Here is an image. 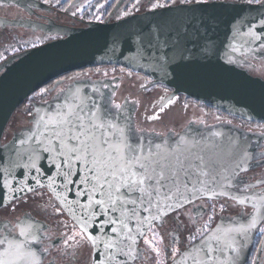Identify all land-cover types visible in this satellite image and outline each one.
I'll return each instance as SVG.
<instances>
[{"label":"water","instance_id":"1","mask_svg":"<svg viewBox=\"0 0 264 264\" xmlns=\"http://www.w3.org/2000/svg\"><path fill=\"white\" fill-rule=\"evenodd\" d=\"M16 6L27 9L23 0H7ZM125 0H118L110 15L104 22H88L82 27L71 26H35L28 23L25 26L32 30L40 29L44 34L60 36L55 40L38 45L27 51L8 57L0 63V198L3 204L0 209L7 207L12 199L13 189L25 182L33 189H45L57 202L66 216L78 228L77 220L69 213L71 207L77 217L82 215V209L74 201L80 200L81 204L86 203L87 197L76 195L83 186L79 184V177L85 172L83 163L75 164L74 171L79 175L73 176L77 182L71 186V191L61 187L62 180L57 176L56 169L52 167L50 154L44 152L43 147L47 146L50 130L44 128L40 122V116L47 120L50 116L59 113H67L69 109L79 111L83 109L81 115L87 117L94 115L97 122L112 124L117 128H123L128 142L134 145L129 135L128 117H117L112 121L105 115V106L97 104L93 108L88 106V98L84 94L87 84H74L64 91L60 101L50 107L47 105H33L31 111V128L28 131L21 130L14 134L9 140L3 143V135L14 112L20 107L26 98L39 90L49 82L66 75L68 73L92 68L97 66H116L131 72L145 76L151 84H159L168 87L173 95L181 94L185 98L197 101L211 109L220 111L226 115L236 117L252 123L264 124V78L255 73L264 69V2H227L230 6L226 11L218 14L216 22L209 31V47L211 54L207 59H200L196 65L195 73L173 76L170 70L165 68L162 54L155 48L148 49V26L154 27V21L160 19L161 14H169L166 9L156 11L147 10L130 14L119 19L110 21L117 9ZM38 27V28H36ZM255 33V37L249 35V30ZM258 37V38H257ZM141 38L143 42L141 43ZM172 55V54H170ZM166 99V100H167ZM165 100V101H166ZM131 112H128L130 115ZM87 122V120H85ZM228 130V131H227ZM218 130L213 133L212 139H197L196 135L187 136L184 132L179 135V140L157 141L154 144H145L144 139L141 144L145 149L151 148L153 152L167 155L170 161L179 158L184 161L185 166L195 165L205 167L207 176L200 175L197 167L189 168L193 175L185 176L181 173L183 180L188 184L190 201L199 198H218L220 196L235 200L248 197L245 204L253 208V215L244 221L236 219V216L219 218L215 226L203 235L199 240L182 251L169 264H193L191 255L205 257L206 245L216 248L217 242L211 239L215 235L223 237V230L229 228H239L241 225L247 226L252 218H256V225L264 216V200H260L254 193H240L231 188L235 177L243 171L252 168L250 161L254 148L251 147L253 137L242 136L239 132H230L229 129ZM138 145V144H135ZM146 145V146H145ZM160 145V149L155 146ZM36 150L43 159L38 161L42 168V173L37 174L35 170L26 168L28 157ZM196 157H203L205 164L201 166ZM239 165V166H238ZM8 169L9 172L4 170ZM55 179L53 187L62 197H66L65 203H60L55 199L51 190L47 187L48 177ZM39 179L40 185L36 184ZM5 180L7 185L5 186ZM200 181H204L202 185ZM213 189L215 193L225 192L227 195H215L212 191H199L202 188ZM197 189L195 196L190 193ZM183 192L184 189L181 188ZM31 193V192H29ZM27 193V194H29ZM236 197V199H232ZM189 201H183L184 206ZM253 204L257 206L254 208ZM131 206H129L130 208ZM155 209H153V212ZM171 209L167 214L172 213ZM116 216L119 213L115 214ZM127 221L130 234L135 237L136 243L125 240L131 248H126V252L131 253V257L117 256L118 261H127V264H136L135 261L141 252L140 243L148 230L154 225H158L162 219H151V213L141 210L138 218L132 217L128 213ZM148 217L151 221H144ZM221 231H217V229ZM79 230V228H78ZM92 235H99L98 231L89 229ZM106 231L115 238V234L110 232V227ZM143 232L144 236L138 233ZM253 228L245 234L232 233L236 236L233 243L230 239L223 240L224 243H232L237 249L236 252L225 249L223 253L215 252L213 259L228 261V264H244L245 255L237 240L249 233L252 236ZM236 244V245H235ZM102 248V245H101ZM115 251V250H113ZM185 254V255H181ZM95 256V249H92ZM95 264V261H91Z\"/></svg>","mask_w":264,"mask_h":264},{"label":"flooded vegetation","instance_id":"2","mask_svg":"<svg viewBox=\"0 0 264 264\" xmlns=\"http://www.w3.org/2000/svg\"><path fill=\"white\" fill-rule=\"evenodd\" d=\"M117 1L115 0L110 7L111 0H23L27 5V9H23L10 1L0 0V63L10 56L60 37L44 34L40 29L32 30L25 26L26 24L82 27L88 22H104ZM226 1L249 2V0ZM154 2L155 0L138 2L125 0L110 21L151 10ZM249 3L258 2L251 0ZM255 74L264 78V69ZM84 83L87 84V88H84L83 95L88 98L89 108L97 104L105 106V115L113 122L118 116L122 119L128 117L129 135L134 145L141 144L142 139L145 144L179 140L182 132L187 136L197 134V139L210 140L213 133L222 129L253 137L251 147L254 148V152L250 161L252 168L240 172L231 188L240 193L264 196V124L226 115L181 94L167 99L172 93L168 87L151 84L145 76L116 66H97L74 71L32 93L14 112L5 129L3 143L21 130L28 131L31 128L33 105L52 107L60 101L64 91L70 86ZM116 105L120 107L117 108ZM161 108L164 110L161 111ZM154 116L158 118L153 119ZM248 185L252 187H246ZM37 205L45 206L44 210H39ZM253 213V208L241 205L235 200L222 196L204 197L166 215L146 234L154 232L157 240L155 249L159 250L164 264H169L211 230L219 218L236 216V219L244 221ZM26 223L32 225L35 235L39 237V242L33 244V250L37 252L43 264H90L87 246L78 249L65 247L64 240L67 236L76 234L79 230L45 189L26 194L24 199H18L0 209V238L8 234L6 225L8 230L15 233ZM261 228H264V216L253 228L252 236L247 233L243 239L237 240L244 254L247 251L244 264H264V233L260 232ZM77 239H80L79 235ZM143 240L144 238L141 240V252L135 263H158L156 250ZM45 249L47 251H44ZM177 249L178 251H175Z\"/></svg>","mask_w":264,"mask_h":264},{"label":"snow or ice","instance_id":"3","mask_svg":"<svg viewBox=\"0 0 264 264\" xmlns=\"http://www.w3.org/2000/svg\"><path fill=\"white\" fill-rule=\"evenodd\" d=\"M257 2L261 3L264 0ZM229 6L226 0H155L151 10L166 9L169 14H161L160 19L153 22L154 27L150 25L146 29L149 34L148 49L155 48L162 54L164 66L170 70L171 75L195 73L200 59H207L211 54L208 43L210 29L216 22L218 14L226 11ZM249 35L255 37L251 29ZM142 42L143 38H141ZM116 107L120 106L116 105ZM81 112L83 109L79 111L69 109L67 113L58 112L56 116H50L47 120L44 116L39 118L44 128L49 129L51 133L47 137V146L42 150L50 154L51 165L62 180L61 187L71 191L70 185L75 186L77 183L73 176L79 175L74 171V165L83 163L85 168L84 174L79 177V184L83 187L76 195L86 196L87 200L84 204H81L79 199L74 201L82 209V215L77 217L75 211L69 207V213L77 220L79 231L67 236L64 245L66 248L74 249L87 246L90 264L93 260L95 264H127L126 260L118 261L117 256L131 257V253L125 251L126 248H131V245L124 241L136 243L135 237L128 230L127 221L130 218L128 213L131 212L132 217L138 218V212L142 208L143 211L152 214V220L162 219L169 209L178 211L184 206L183 201L191 202L189 195L185 194L188 192V184L191 180L186 183L181 173L190 177L193 175L189 172L191 167H197L202 176H207L209 173L205 167L185 166L184 161L179 158L170 161L167 155L153 152L151 148L145 149L142 145H133L128 142L123 128L97 122L98 118L94 115L85 117ZM152 118L156 119L158 116ZM155 147L160 149L161 146ZM41 159L43 157L33 150L28 157L29 162L24 167L35 170L37 174H44L38 164ZM196 159L200 161L201 166L205 164L203 157ZM4 171L9 172L8 169ZM48 179L50 182L47 187L55 199L62 204L65 203L67 198L62 197L53 187L55 179L51 176ZM200 182L202 185L205 184L204 181ZM36 184L40 185L39 179L36 180ZM5 186H8L6 180ZM181 188L184 189L183 192ZM203 190L212 191L215 195H227L225 192L215 193L213 189L206 187L199 189V191ZM35 191L26 182L18 185L13 189L9 204L24 199L27 193ZM196 191L198 190L193 189L190 195L195 196ZM246 199L249 198L239 199L238 203L243 205ZM259 199L264 200V196ZM0 204H3V198H0ZM256 206L253 204L254 208ZM37 207L39 210H44L45 206L37 205ZM116 213L119 215L116 216ZM145 221L151 223L148 217H145L144 221L138 219L140 224ZM255 224L256 218L253 217L247 226L241 225L239 228L223 230V237L213 236L211 239L216 240L217 247L213 248L208 244L201 249L206 258L191 255L193 264H228L227 260L212 258L213 253H223L225 249L237 251L232 243H224L223 247H220L222 239H230L234 243L236 236L232 233L245 234L254 228ZM108 227L110 232L115 234V238L106 231ZM5 229L8 234L0 238V264H43L37 252L33 250V244L39 242V237L35 235L30 223L21 226L15 233L8 230L7 225ZM89 229L98 231L99 235H92ZM217 231L221 229L218 228ZM260 232L264 233V228H261ZM138 234L144 236L143 232ZM77 235L80 239H77ZM145 243L158 251L151 241L146 239ZM92 249H95V256L91 254Z\"/></svg>","mask_w":264,"mask_h":264},{"label":"rangeland","instance_id":"4","mask_svg":"<svg viewBox=\"0 0 264 264\" xmlns=\"http://www.w3.org/2000/svg\"><path fill=\"white\" fill-rule=\"evenodd\" d=\"M146 239L149 240V241H151V243H153L154 246L156 247L157 240H156V238L154 236V232L150 231L148 234H146V236L144 237V240L143 241L145 242ZM155 254L157 256L156 259L159 260L158 263H156V264H164V262L162 261V258L160 257L159 250L158 251H155Z\"/></svg>","mask_w":264,"mask_h":264},{"label":"trees","instance_id":"5","mask_svg":"<svg viewBox=\"0 0 264 264\" xmlns=\"http://www.w3.org/2000/svg\"><path fill=\"white\" fill-rule=\"evenodd\" d=\"M114 2H115V0H111L110 7L113 5Z\"/></svg>","mask_w":264,"mask_h":264}]
</instances>
